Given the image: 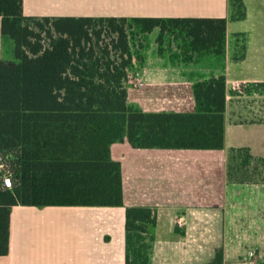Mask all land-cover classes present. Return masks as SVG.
<instances>
[{"label":"trees","instance_id":"1","mask_svg":"<svg viewBox=\"0 0 264 264\" xmlns=\"http://www.w3.org/2000/svg\"><path fill=\"white\" fill-rule=\"evenodd\" d=\"M229 2L231 17L243 18V0ZM132 22L144 33L158 27V42L166 30L177 29L185 51L225 52L223 16L35 18L24 14L23 0H0L1 33L14 42V58L0 59V164L13 178L11 187L0 178V255L9 249L13 205H124L125 260L145 264L157 211L124 204L121 162L111 156V144L126 140L134 147L224 146L223 74L193 82V111H147L129 101L135 56L128 30ZM242 88L250 91L251 85ZM238 159L233 169L231 161ZM227 176L239 182L263 181L264 158L253 156L246 146L231 147ZM222 258L218 249L207 264H222Z\"/></svg>","mask_w":264,"mask_h":264},{"label":"crops","instance_id":"2","mask_svg":"<svg viewBox=\"0 0 264 264\" xmlns=\"http://www.w3.org/2000/svg\"><path fill=\"white\" fill-rule=\"evenodd\" d=\"M258 2L234 19L229 0H23L25 15L227 18L221 56L204 52L199 61L186 63L146 52L143 63L134 60L129 71L130 77L145 81L141 91L129 79V100L132 95V103L147 111H193V82L226 77L222 148L134 147L126 140L111 144V156L121 162L124 204L157 211L145 264H207L218 249L222 264H264V180L239 182L227 176L231 147L246 146L264 158V0ZM35 6L83 7L77 14H56ZM240 21L243 26L233 29ZM236 36L243 37L241 56L235 55ZM9 41L0 30V59ZM249 84L250 91L241 88ZM125 234L124 205H13L9 249L0 255V264H141L126 262ZM251 238L245 251L244 239Z\"/></svg>","mask_w":264,"mask_h":264},{"label":"rangeland","instance_id":"3","mask_svg":"<svg viewBox=\"0 0 264 264\" xmlns=\"http://www.w3.org/2000/svg\"><path fill=\"white\" fill-rule=\"evenodd\" d=\"M243 2H244V6H248L249 8H252V6H259L258 0H243ZM35 7L38 10H41V9L46 7V9H44V10H47L48 12L56 13V14L61 13V11L65 12L63 14H77V13L81 12V10H79L78 7H83V6H35ZM63 7H66V9L61 10V8H63ZM39 8H41V9H39ZM101 13H103V12H101ZM105 13L111 14V13H113V11H107ZM31 16H34L35 18H41L42 17L41 15H31ZM127 17H131V16H127ZM241 26H243V22L240 21V22L234 23L232 25V28L235 29V27L239 28ZM128 30L130 33L131 49H132L133 53L135 54V56H134L135 65H140L141 63H143L144 54L146 52H148L149 54H152L154 52L155 53L158 52L160 54L164 53L166 55H169L171 57V59H173V61H179L180 60V61H183L186 63L189 61L197 62V61H199L201 55H203V52L197 53V52H193V51H185L184 37L182 35H180V32L177 29L174 31L166 30L163 34L161 42H158L156 39V37L159 33L158 27L154 28L151 32L144 33V32H141V30L137 24L132 22L129 24ZM8 39L10 40L9 42H11V43L8 45L6 42L4 43L3 51H2L3 59H13L14 58V42L9 35H8ZM236 40L238 42L236 43L235 55L241 56L242 51H243V43H242L243 37L242 36H236ZM159 48L161 49V51L158 50ZM140 56H142V59L139 58ZM133 76L135 77V75H133ZM134 77H132V76L130 77V80H131L130 84L132 85L133 88L142 87L141 91H143V89H144L143 84H145V81L141 78H140V80L139 79L137 80ZM243 86H245V85H243ZM131 96L132 95H130L129 101H131ZM128 98H129V96H128ZM240 160L241 159L235 160L233 162L231 161V163H232L231 165L233 166V169L236 168L237 162H240ZM233 173L235 174V170L233 171ZM135 239L136 238H133L134 244H135ZM145 242H147V241H145ZM252 244H253L252 238L249 241L244 239L245 251H248V249L252 246ZM136 246L138 247L139 244L136 243ZM142 249L144 251L145 248L142 247ZM143 251H141V252H143ZM144 253H147V251H144ZM131 257L134 258V255L132 252H131Z\"/></svg>","mask_w":264,"mask_h":264},{"label":"built area","instance_id":"4","mask_svg":"<svg viewBox=\"0 0 264 264\" xmlns=\"http://www.w3.org/2000/svg\"><path fill=\"white\" fill-rule=\"evenodd\" d=\"M0 178L2 180L3 185L7 187H11L13 185V178L11 172L3 170L2 164H0ZM253 254H254L253 250H250L249 255H253Z\"/></svg>","mask_w":264,"mask_h":264}]
</instances>
